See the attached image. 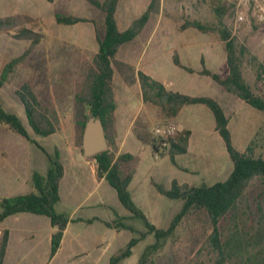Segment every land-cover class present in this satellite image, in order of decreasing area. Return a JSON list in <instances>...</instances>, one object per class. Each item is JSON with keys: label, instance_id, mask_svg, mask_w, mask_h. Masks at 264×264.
Wrapping results in <instances>:
<instances>
[{"label": "rangeland", "instance_id": "obj_1", "mask_svg": "<svg viewBox=\"0 0 264 264\" xmlns=\"http://www.w3.org/2000/svg\"><path fill=\"white\" fill-rule=\"evenodd\" d=\"M150 1L120 0V14L124 16L126 12L132 11L137 15ZM223 1L234 6V0ZM220 2L221 0H159L158 12L151 15L139 36L119 49L116 59L122 60L126 55L130 61L140 59L142 68L151 72L156 80H163L168 91L181 90L182 94L189 96H209L221 105L229 99L241 101L228 94L211 78L189 74L178 69L172 62V54L182 45H193V49L197 46L215 52L219 49L221 57L215 55L206 59L205 67L221 77L225 76L227 65L222 63L225 51L219 37L212 33L203 34L192 28L180 29L186 20L215 25L217 18L213 8ZM57 12L92 19L95 21L96 31L94 29L93 34L87 24H56L54 15ZM17 14L31 15L29 17L33 21L23 24V27L42 32L44 38L30 56L9 74L0 88V104L5 111L19 118L35 144L0 124V198L32 191L31 173L37 171L44 174L48 168L46 154L40 148L48 154H53L54 149H58L64 176L59 186L60 201L55 210L76 222L69 223L60 250L50 259V241L47 238L51 227L47 217L21 213L7 218L2 223V228L11 232V240L3 264H109L110 257L138 235L108 229L104 224V221H113L116 214L127 216L129 213L120 205L114 189L106 182H98L95 160L83 156L77 144L78 128L75 118V96L81 91L87 68L97 51L95 35H102L101 22L104 15L85 0H53L52 3L47 0H0V17ZM223 23L247 50L242 67L244 79L255 94L264 97V69L261 81L256 80L257 64L264 68V23L252 18L247 5L237 12L231 9L223 17ZM14 33L15 30L0 32V74L4 65L20 56L29 44L28 41L15 39ZM179 54L185 66L201 68L198 55L196 59L192 56L187 59L182 57L181 51ZM153 57L156 64L147 62ZM183 78L188 80L180 87L177 82L184 81ZM25 82L30 84L42 104L57 113L56 131L50 136H36L28 125L23 106L15 94ZM113 87L120 105L127 99L140 101L138 83L126 85L116 70ZM241 103L234 107L237 113L229 115L233 145L237 150L244 151L254 139V155L264 158V114L242 101ZM191 109H199L201 116L195 118L186 115V111ZM134 128L154 137L174 135L188 128L193 132L190 152L176 157V164L186 168L185 171L172 165L168 155L154 157L146 144L140 152L138 165L134 162L131 166L132 169L136 168L134 184L129 187L131 197L157 228L169 225L180 210L182 202L160 195L150 180L165 189L170 188L172 180L199 186L203 183L222 182L232 170V162L224 143L214 130L213 116L205 106H187L179 118L166 120L157 107L145 104L134 122ZM155 130H161L164 134L158 136ZM110 132L108 131V138ZM113 142L116 149L112 146L109 149L117 157L122 151L117 147L115 137ZM16 173L19 175V182L15 181ZM79 218L83 221H78ZM128 224L143 231V225L138 220ZM3 229H0V236ZM210 231L211 225L206 212L202 208L192 209L177 226L174 238L146 264H211L207 252L198 254ZM152 241V236H147L132 249V255L119 264H137L143 249Z\"/></svg>", "mask_w": 264, "mask_h": 264}, {"label": "trees", "instance_id": "obj_2", "mask_svg": "<svg viewBox=\"0 0 264 264\" xmlns=\"http://www.w3.org/2000/svg\"><path fill=\"white\" fill-rule=\"evenodd\" d=\"M85 1L102 12L104 18L102 35L98 33L95 35L97 52L87 68L81 91L75 96L77 144L81 148V136L86 121L90 117L100 119L105 129L108 148L92 156L96 162V177L98 180L103 178L114 189L120 205L129 213L127 216L116 214L113 221L104 222V224L116 231H129L138 235L131 238L122 249L112 255L109 264H119L129 258L137 243L147 236H152L153 241L145 246L137 262V264L148 263L153 255L160 252L167 242L174 238L181 220L195 208H202L206 212L211 225V231L199 250V255L203 251L207 252L211 264H264V158L254 155V139L249 142L244 151L237 150L233 145L232 135L228 128L229 120L216 100L209 96H189L168 91L160 82L142 72L134 74V69L130 65L116 59L119 48L134 40L145 27L150 16L158 12L159 0H151L146 10L123 32L118 30L115 20L119 0ZM47 2L52 3L53 0H47ZM231 9L233 10L234 6L227 5L221 0L213 8L217 18L215 25L204 24L197 20H186L180 27L181 30L192 28L203 34L212 33L219 37L226 54L228 73L225 77L208 70L202 57L200 59L202 68L198 72L182 65L176 53L172 55V62L189 74L197 73L211 78L228 94L264 114V97L255 94L243 76L242 67L247 50L232 36L230 29L223 23V17ZM54 20L56 24L64 26L87 22L95 26L93 20L60 12L55 13ZM32 21L31 17L18 14L0 17V32L15 30L13 35L15 39L29 42L20 56L4 65L0 74V88L7 81L13 69L27 59L44 38L42 32L23 27V24ZM251 60L255 62L254 58ZM257 68L256 80L261 81L263 65L257 64ZM115 70L128 86L138 81L143 103L157 107L160 115L166 120L174 118L183 106L202 105L208 108L214 119L215 131L222 139L232 162V170L222 182L193 186L172 180L170 188L165 189L152 180V185L160 195L182 202L180 210L173 216L166 228H157L153 225L131 197L128 187L134 176V169L131 166L135 158L127 153L115 157L109 149L111 146L116 149L112 137L113 113L116 109L113 87ZM15 94L23 106L28 125L36 136L47 137L56 131L57 113L37 99L28 82L23 83ZM165 96L168 97L167 101L164 100ZM0 124L35 144L19 118L5 111L1 104ZM108 131H111L109 138ZM135 136L139 141L150 146L154 157L168 155L170 162L178 167L175 158L186 154L190 132L183 130L161 138L154 137L148 132L135 130ZM40 149L46 154L47 170L44 174L37 171L31 173L33 188L31 192L0 198V223L10 216L21 213L47 217L50 226L56 229L50 242L49 257L52 259L59 250L67 225L76 220L55 210V206L60 201L59 186L64 176L58 149H54L53 154ZM134 220L142 223L143 231H138L128 224ZM78 221L83 220L79 218ZM87 222L91 223L90 220ZM8 239L9 231L2 230L0 264H3L5 259Z\"/></svg>", "mask_w": 264, "mask_h": 264}, {"label": "crops", "instance_id": "obj_3", "mask_svg": "<svg viewBox=\"0 0 264 264\" xmlns=\"http://www.w3.org/2000/svg\"><path fill=\"white\" fill-rule=\"evenodd\" d=\"M149 5V4H148ZM148 5L144 8V10L142 12H140L139 14L137 15H134L132 11L130 12H126L124 14V16H122L120 14V0L118 2V5H117V9H116V12H115V20H116V24H117V28L120 32H123L125 31L129 25L131 24V22L138 18L145 10L146 8L148 7ZM25 16H31V15H26ZM104 18V16H103ZM87 19V18H86ZM151 19V16L149 18V20ZM88 20H92V19H88ZM148 20V21H149ZM94 21V20H93ZM103 21V19H102ZM148 23V22H147ZM78 24H87V25H90L91 27V31L92 33L94 34V29H95V26L94 24H92L91 22H87V23H78ZM102 24V22H101ZM147 25V24H146ZM145 25V27H146ZM144 27V28H145ZM144 28L142 29V31L144 30ZM141 31V32H142ZM141 32L139 33V35L141 34ZM138 35V36H139ZM133 41V40H132ZM131 42V41H130ZM129 43V42H128ZM127 44V43H126ZM125 45V44H123ZM122 45V46H123ZM121 46V47H122ZM120 47V48H121ZM193 45H182L181 48L179 49H176L174 51V53H176L179 57V60L181 62L182 65H184V63L182 62L181 60V57H180V54H179V51H181V54H182V57L184 58H187V59H190L191 56L194 57L193 59H196V55H198V59L200 61L201 57L204 59V62L206 63V59L208 58H211V57H214L215 55H218L219 57H221V53L219 51V49H217L218 51L215 52V51H212V50H203V49H200L198 48L197 46H195L196 49H193L192 48ZM119 48V49H120ZM119 51V50H118ZM97 52V51H96ZM95 52V53H96ZM125 53H128V52H125ZM129 54V53H128ZM117 55V54H116ZM173 55V54H172ZM221 59V58H220ZM219 59V60H220ZM118 60V59H117ZM118 61H121L123 63H126L128 65H130L133 69H134V73L137 74V72H142L146 75H148L151 79H154L156 80V78L154 76H152L150 73L151 72H146L143 68H142V62L140 63V59L138 60H134V61H130L129 60V57L128 55H126L124 57V59L122 60H118ZM147 62H150V63H154L156 64V60H155V57H153V59H151L150 61H147ZM226 63V54L225 52L223 53V56H222V63ZM220 63V62H218ZM149 65V64H148ZM201 65V64H200ZM150 66V65H149ZM185 66V65H184ZM188 67V66H186ZM178 68V67H177ZM190 68V67H189ZM202 68V67H201ZM200 69H194L196 72L200 71ZM180 69V68H178ZM182 70V69H180ZM228 73V69L226 71V74L225 76L227 75ZM193 74H197V73H193ZM224 76V77H225ZM184 81H179L177 82V84L182 87L181 85L184 84V82L188 80V78H183ZM158 82H160L164 87H165V82L163 80H156ZM113 83H114V77H113ZM135 83H138V81H136ZM139 85V83H138ZM140 87V86H139ZM141 91V89H140ZM173 92H179L181 93V90H175ZM115 102H116V109L113 113V128H112V134H113V137H115L116 139V145L117 147H119V149L122 151V154H130L132 155L134 158H135V162L139 163V155H140V152L144 150V147H145V144L141 141H139L136 136H135V128H134V122L135 120L137 119V117L139 116L141 110L145 107V104L143 103L142 101V95H141V92H140V101H132L131 99H127L126 101H123L122 104L120 105L119 102L116 100L115 98ZM243 102V101H242ZM220 104V103H219ZM242 104L241 101H231L229 99V101H223V105L222 108L224 110V113L226 115V117L228 118V120L230 119L229 118V115H235L237 112L234 110V107L235 106H238ZM188 106H195V105H188ZM202 106V105H201ZM186 107L187 106H183L179 112L177 113V115L172 118V120H175L176 118H179L180 117V114L182 112H185L186 110ZM229 109V110H228ZM201 113H204L201 111ZM189 114V117H195V118H199L200 113H199V109H191V110H187L186 111V115ZM204 115H206V113H204ZM208 116V115H207ZM206 116V117H207ZM230 121V120H229ZM228 128H229V123H228ZM183 130H188L190 132V136H189V139H188V148H187V153L190 152V143H191V139L193 137V132L190 128L188 129H183ZM182 130V131H183ZM215 130V128H214ZM230 130V129H229ZM137 131V130H136ZM180 132V131H179ZM216 132V131H215ZM231 132V131H230ZM232 135V134H231ZM147 145V144H146ZM149 146V145H147ZM150 147V146H149ZM185 155V154H183ZM180 156V155H178ZM177 157V156H176ZM176 159V158H175ZM173 165V164H172ZM64 168V167H63ZM178 168V167H177ZM182 168V167H181ZM180 169V168H179ZM184 169V171L186 170V168H182ZM181 169V170H182ZM135 176H136V168L134 169V176H133V179L131 181V183L129 184V187L132 185V183L134 184V180H135ZM19 175H17V173L15 174V181L19 182ZM152 180H150L151 182ZM98 182H105V180L102 178V179H99ZM152 184V183H151ZM185 184V183H183ZM189 185V184H188ZM129 187H128V190H129ZM31 192V191H29ZM27 192V193H29ZM18 215V214H17ZM16 216V215H14ZM12 217V216H10ZM9 218V217H8ZM7 219V218H6ZM5 219V220H6ZM4 220V221H5ZM3 221V222H4ZM102 221V220H101ZM2 222V223H3ZM105 222V221H104ZM2 223H0V229H3L2 228ZM68 226L69 224L67 225L65 231H64V234H63V238L61 240V246L64 242V239H65V235H66V232H67V229H68ZM51 227V226H50ZM108 229H111V228H108ZM4 230V229H3ZM55 228H52L51 227V231L48 235V240L51 242V236L52 234L55 232ZM9 231V230H8ZM10 240H11V232L9 231V239H8V244L7 246L9 245L10 243ZM60 250V248H59ZM56 255V254H55Z\"/></svg>", "mask_w": 264, "mask_h": 264}, {"label": "water", "instance_id": "obj_4", "mask_svg": "<svg viewBox=\"0 0 264 264\" xmlns=\"http://www.w3.org/2000/svg\"><path fill=\"white\" fill-rule=\"evenodd\" d=\"M158 92V90H156ZM167 101L168 97L165 96ZM108 143L105 135V129L100 119L90 117L83 128L81 136V149L84 157H92L105 151Z\"/></svg>", "mask_w": 264, "mask_h": 264}, {"label": "built area", "instance_id": "obj_5", "mask_svg": "<svg viewBox=\"0 0 264 264\" xmlns=\"http://www.w3.org/2000/svg\"><path fill=\"white\" fill-rule=\"evenodd\" d=\"M245 5L248 6L254 20L259 23H264V0H234V9L236 12ZM155 134L162 136L164 132L161 130H155Z\"/></svg>", "mask_w": 264, "mask_h": 264}]
</instances>
